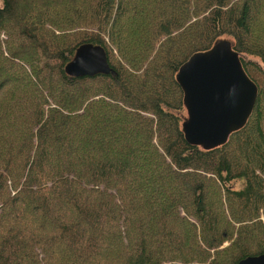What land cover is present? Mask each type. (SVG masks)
<instances>
[{
    "label": "trees",
    "instance_id": "trees-1",
    "mask_svg": "<svg viewBox=\"0 0 264 264\" xmlns=\"http://www.w3.org/2000/svg\"><path fill=\"white\" fill-rule=\"evenodd\" d=\"M222 40L259 96L205 150L177 74ZM85 45L116 76L69 75ZM243 55L264 64V0H0V264L264 255V69Z\"/></svg>",
    "mask_w": 264,
    "mask_h": 264
},
{
    "label": "water",
    "instance_id": "water-1",
    "mask_svg": "<svg viewBox=\"0 0 264 264\" xmlns=\"http://www.w3.org/2000/svg\"><path fill=\"white\" fill-rule=\"evenodd\" d=\"M72 77L116 76L103 49L82 46L67 66ZM188 118L183 125L187 142L205 150L225 145L250 120L259 96L257 84L243 68L232 43L222 40L207 52L193 55L178 71ZM238 264H264V255Z\"/></svg>",
    "mask_w": 264,
    "mask_h": 264
},
{
    "label": "rangeland",
    "instance_id": "rangeland-1",
    "mask_svg": "<svg viewBox=\"0 0 264 264\" xmlns=\"http://www.w3.org/2000/svg\"><path fill=\"white\" fill-rule=\"evenodd\" d=\"M3 36V39H6V37H5V35H2ZM242 58L244 59V61H246V62H257V63H259L261 66H262V68L264 69V64H262L261 62H260V60L259 59H257V58H255V57H250V56H242ZM235 187H238V184H235L234 185Z\"/></svg>",
    "mask_w": 264,
    "mask_h": 264
}]
</instances>
